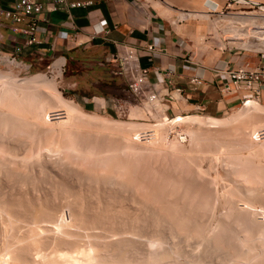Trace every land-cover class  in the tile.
I'll list each match as a JSON object with an SVG mask.
<instances>
[{
    "label": "rangeland",
    "instance_id": "rangeland-1",
    "mask_svg": "<svg viewBox=\"0 0 264 264\" xmlns=\"http://www.w3.org/2000/svg\"><path fill=\"white\" fill-rule=\"evenodd\" d=\"M227 1L231 4L227 6L225 4L223 5L222 2H220V7L218 6V10L221 9L223 12H230L242 9L248 13H252L254 10H258L256 4L252 5L249 0L241 3H238L235 0ZM256 1L258 4H264V0ZM217 14V11L212 12V14L210 15V19H204L197 16H187L182 20L172 21L173 23L175 21V23L182 22L186 23L187 25H193L199 29L201 28L198 36L202 38L203 42L212 47V50L227 51V49H230L233 51H241L245 48L256 54H264V43L251 44L247 42L243 46H237V44L234 43L228 44L229 40H232V37L221 40V38L218 37V30H216L215 26H212L213 24H216L213 21V18L217 17ZM254 22L263 26L251 27L247 25L245 26L244 30H239L238 35L241 37L242 34L250 33V30L252 29L264 30V21H261L260 17L257 16ZM231 35L234 37V33H231ZM4 39L7 41L6 37H0V41H5ZM7 50V48H4L0 45V86H2L4 89H9L14 84L18 85L22 83L21 86L26 87V84L28 85L31 82L34 88H40V90L38 89V91H40L41 94L46 95L48 102L40 103V105L44 107L47 105L46 108H44L43 112V115H45L44 118H35V116L31 114L32 112H30V109H23L25 107H20L17 108V110H12V108L9 109L8 103H0L1 135L6 136V144L7 142H16V139L20 138L17 139V141H23H21L22 144H20L21 142H18V146L20 147L21 145L20 148L25 149L21 150L19 148V150L17 151L18 148H16V154L14 155H9V150L7 151L5 146H3L4 148L0 149V152H3L2 155L5 152L7 154L4 155V157L7 156L5 158L3 156L0 157V161L4 162L5 165L7 164V167L5 165L2 166V168L5 167V169L2 170L3 172L6 170L7 174L10 176L9 177L7 175L10 179H7L9 182L8 183L7 180L4 179L6 176V172H4L5 175L3 176V173H1L2 170L0 171V175L2 174V176H0V179H2V181L0 180V183L4 182L3 184H0L2 185L0 186V192L2 194L6 193L5 196L8 197V195L10 194L17 195L16 193L18 192V195H20L22 193H25V188L29 192H31L33 188V190H35L33 191L34 194L36 192H39L40 195L37 193L36 194L42 196L43 199L44 196L47 197L48 202L51 203L52 199H55L53 200V202L56 204H54L53 202L52 204H49V206L55 207L57 204H60L61 199L59 202V200L57 199H59L60 197L57 196L59 197L57 199L53 198L54 194L52 193L56 192L54 191L55 187L56 189L57 187H59V185L60 187H63L61 185H63V182H65L64 187L67 186V189L70 187L69 191H82L80 193H83L82 195L85 194L84 196L87 197L85 200L88 203H93V208L91 207V203H89L92 211H94V208L96 211L100 208L102 209V212L106 211L107 214H109L111 211L116 210L114 208H117V210L119 211V215L117 213L118 211H113V213L111 212L106 217H110L111 220H113V218L114 220L116 219L117 224H119L120 222L122 223H120L121 226L129 222L128 224L131 223V226L133 227V232L135 235L132 236L134 238V241H132V244L130 243L131 245L129 244L126 252L129 260L132 259L130 260L129 264L133 260V262L136 263L139 261V264L140 262H142V260H147V253H161V251V254H164L165 258L163 257V255V258L158 255V257L156 258V262L154 260L153 263L159 264L163 261L161 264H190V262L191 264H194L195 262V264H206L205 262L208 261L210 264H224V262L225 264H230L229 261H231V264L233 262V264H243L244 262L246 264H264V235H262L263 233L261 232V230L264 229V134H261L262 131H264V97L260 96L258 100H254L261 105V109L263 110L262 112H260L261 114L249 112V114L243 115L241 119L233 121V115L237 114L238 112H243L244 104L239 98V101L227 111H224L220 114H213L216 116L208 115L207 113L199 110L184 112L188 113L185 115H199L203 117L212 116L218 119L221 118L220 120L222 121V124H220L219 126L217 125L215 127H208L202 124L191 122H175L173 126V124L169 125V122L177 116H173L177 113L171 114L168 109H165V102L157 103V105L155 106L150 103L142 104L132 97L130 92L126 89V85L124 83V88L121 91L117 92L114 97H112V99L100 104L98 101H95V98H93L92 100H88L93 95H86L81 98V93L75 90V88L67 86L65 65H61L62 70L61 74L59 75H57V70L52 67V64L54 63L56 58H50L45 54L37 55L35 51L31 50H27L28 52H26L25 50L26 54L17 53L14 50V46L11 52H8ZM11 57H13V59ZM38 73L43 74L46 80L51 81L55 89L59 92L60 96L71 101L80 111V115L85 114L87 115V118L80 117V115H69L65 118L64 111L58 110L59 108L62 109V107H60L59 102L57 104V101H55L52 94H50L51 90H48V88H41V82L37 80H35V82L34 78H32ZM22 80H25V82H22ZM2 82L4 83V85L2 84ZM31 84L30 86L31 88H33ZM34 85H37L38 87H35ZM251 115H253L252 118H250ZM19 116H23V118L21 117L22 119L20 118V120H18ZM15 117L19 122H13L16 121ZM43 120L46 121L44 122ZM4 121L7 123H5ZM21 121L23 124L20 123ZM4 124H7L8 126L10 124L9 128L8 126L5 127ZM153 127H155V129L152 130ZM148 128L149 130H147ZM156 129H158L157 132ZM25 145V148L22 147ZM17 152H19V154ZM23 154L25 155V157H23ZM18 155L20 156V158L17 157ZM27 156L33 157L30 159L27 158ZM2 157L4 160L2 159ZM10 158L12 161H10ZM16 158L17 160L19 159L18 162H21H16ZM23 158L24 160H26L24 164L22 162L23 160H21ZM6 159H8L7 161L9 163H7ZM33 159L34 161H30ZM14 162H16L17 165H19L21 168L20 169L19 166L17 168H14L16 171H18L19 169V174L22 169H24L25 167L26 169L28 168L27 170H22L23 172L27 171V173L25 172L26 174L24 175V173L21 172L23 173V176H20L23 177V180L24 176L25 179L31 178L30 181L25 180L20 181L21 183H19L21 186H25L27 184L28 188L27 186L25 188L22 186V188L19 184H15V182H19L18 179L20 177H18V173H14L16 171L12 169L13 167H15ZM20 163L23 165L22 167ZM25 163H30L31 166L29 164L25 165ZM28 165L30 167H27ZM9 171L11 172L9 173ZM33 174H35V176ZM12 177H16L18 179L15 178L16 180H14L13 178V182V180L11 179ZM31 180H33V182L35 183L37 181V183L35 184L31 182ZM28 181L31 183H29ZM10 182H13L17 186V189L16 186H14L13 183L11 184ZM22 182H25V185L22 184ZM28 183L31 184L32 187L31 185H28ZM89 185H91V187ZM18 186L21 188H18ZM33 186H35L36 189ZM13 188L15 189V191ZM71 188H73V190H71ZM21 189H23L24 192ZM255 190H257L258 192ZM10 191H13V193ZM109 192L115 195L113 197L115 198L113 202L115 206H113V204L111 203V208L110 203H108L109 201L107 199L108 195L106 196V194ZM153 192H155V195ZM257 193H262V195L258 196ZM156 195L158 196L156 197ZM159 195L163 197H160V199ZM96 196L99 197V199ZM256 196L259 198H256ZM70 197L73 199L72 196ZM71 198L70 200H72ZM165 203L174 212L178 211L176 213V217L181 218L183 216L181 220H176L182 221V219L184 220L186 218V220L189 219L188 222H190L191 220V224L188 225L186 221H183L185 226H181L180 228L175 224L176 226L174 227L176 228H173L171 226L173 224L171 223H173L175 220L173 222H170V219L166 217L165 214L161 213L162 210L166 207L164 206ZM229 203L231 204L229 205ZM61 206H63L60 207L62 213L65 210L64 215H68L69 208H67L65 204H62ZM155 206L158 208H156ZM162 206L164 208H162ZM172 206H175V208ZM105 208L106 210H104ZM124 210L126 211L124 212ZM121 212H123V215ZM151 212L153 213L151 214ZM159 212L163 215H160ZM114 213L117 214V216L115 215V217H113ZM143 215L147 217V220L143 219L145 223L139 220V218L143 217ZM153 215H157V217L159 218H157L156 220L154 219L155 217ZM159 215L163 218L165 216V218H168L169 221L167 219H162V217H160ZM121 216H124V219ZM245 216H247V218ZM122 219L126 221H122ZM137 219L139 220V222ZM152 219H154V222L152 221ZM60 221L61 220L59 219L58 222ZM58 222L52 223L49 222V219H45V221L43 219L38 223L39 225L42 224V227L44 226L45 229L47 228L49 232V229H53L56 226L55 224H58ZM167 222H170L169 224L171 225H169ZM23 223L25 225V222ZM196 223H199L198 225H200L201 228V233L200 230L198 231L199 234L197 233L196 229H194V225ZM220 223L221 225L222 223L223 225L225 224L224 226L222 225L225 228V232H223V234L221 235L222 238L220 236H217L214 231L217 224ZM23 228H25V226L22 225L21 229L25 230ZM136 228L137 230H135ZM92 230L90 232V229H87V232L86 228H83L80 230L78 229L77 233L79 234V236H83V234L92 235ZM97 230L99 229H96V231L94 230L95 233L98 232ZM134 230L138 232L135 233ZM139 231H141L140 235ZM48 232L46 231L45 233L47 234ZM89 232L90 234H88ZM213 232L215 235L213 234ZM95 233L93 235H95ZM37 235V237H39L41 234ZM92 236L90 237L92 238ZM154 236L156 241H154ZM215 236L219 237V239ZM207 237L209 241L207 240ZM200 238H204V240ZM220 238L222 239L221 241ZM137 239L138 241L135 242V240ZM157 239H161L160 242ZM84 240H86V237L83 239V242H81V240L79 244H67L70 246H68L69 249L66 248V244L60 245V247L56 246L57 248L55 246L53 247V245L50 246V244H46V246L43 245L40 247V251L42 253L48 254L49 251L54 252L52 251L53 249L55 251L56 249L60 251L61 247L64 248V246L65 248L63 250L68 249L74 251L73 248L77 250L78 248L82 247L81 244L84 243L83 245H85ZM239 241H243V244ZM210 243L213 246H211ZM216 243L220 244L217 245ZM250 243H252V245ZM0 244V246H2L3 248L4 245L2 243ZM245 244H248L250 246ZM155 245L158 248H156ZM130 246H132V248L134 249H132ZM252 246L254 248H252ZM52 247L53 249H51ZM138 247L144 249L143 253ZM2 248L0 247V256L3 254V251L1 250H3L4 248ZM166 248L168 251L164 250ZM148 250L149 252H147ZM45 251H47V253ZM129 251H131L132 253H129ZM239 251L240 255L238 253ZM253 252H255L256 254ZM141 255H145L146 258ZM168 255L171 257H169ZM235 255L238 257V259H236L237 257ZM166 256H168L169 259ZM200 256L201 258H203L201 259ZM143 258H145L146 260H144ZM164 259L166 260V262ZM173 259L175 261H173ZM179 259L181 262L179 261ZM204 259L205 261H203ZM246 259H248V261ZM226 260L228 262H226ZM182 261L184 262L182 263Z\"/></svg>",
    "mask_w": 264,
    "mask_h": 264
},
{
    "label": "crops",
    "instance_id": "crops-1",
    "mask_svg": "<svg viewBox=\"0 0 264 264\" xmlns=\"http://www.w3.org/2000/svg\"><path fill=\"white\" fill-rule=\"evenodd\" d=\"M10 1L0 3L7 5ZM212 1L217 5L231 4L227 0ZM210 6L207 0H91L88 5L68 11H48L46 20L37 28L42 43L36 53L56 60L63 58L67 86L81 93V98L93 95L88 100L95 98L101 104L121 91L125 82L122 74L114 72L117 60L111 56L115 50L112 40H90L88 33L104 24H115L109 37L134 48L133 62L146 67L147 78L157 83L165 109L177 113L173 116L185 115L188 113L184 112L197 110L199 105V111L216 116L213 114L223 113L239 101L237 93L220 90L226 80L223 70L243 63L253 67L264 61V54L247 49L212 50L198 36L201 28L172 21L184 10H206ZM70 23L79 27L72 39L68 38ZM0 37L7 38L0 45L11 52L15 34L0 26ZM148 43L154 48L146 49ZM25 50L29 49L23 48L19 53L26 54ZM193 75H198L201 81H190Z\"/></svg>",
    "mask_w": 264,
    "mask_h": 264
},
{
    "label": "bare ground",
    "instance_id": "bare-ground-1",
    "mask_svg": "<svg viewBox=\"0 0 264 264\" xmlns=\"http://www.w3.org/2000/svg\"><path fill=\"white\" fill-rule=\"evenodd\" d=\"M208 2H210L211 3V6L210 7H208L206 10H198V11H183L181 14H180V16L181 17H187V16H193V17H195V16H197V17H201V18H204V19H210V17H209V15L211 14V12H214V11H217L218 10V6L219 5H217V3H215L214 1H212V0H207ZM220 7V6H219ZM226 18H229V15H224ZM261 17V21L263 20L264 21V15H261L260 16ZM242 20V19H241ZM263 26V25H262ZM262 26H260V27H262ZM229 33H234L235 34V37L232 39L231 37H229V38H231L232 40H229V43L228 44H232V43H234V44H237V46L238 45H244V44H246L247 42L248 43H264V30H257V29H255V30H250V33H245V34H242L241 35V37L240 38H238V33H239V30H236V29H234V30H231V31H229ZM245 49V48H244ZM13 59V58H12ZM63 58H60V59H58V60H56L53 64H52V67L55 69V70H57V75H59V74H61V70H62V68H61V65L63 64ZM32 78H34V81L35 80H37V81H39V82H41V88H48V90H51V92H50V94H52V96L54 97V99H55V101H57V104H58V102H59V104H60V107H62V109H58V110H63L64 111V113H65V118L67 117V116H69V115H74V116H78V115H80V111L77 109V107L71 102V101H69V100H67V99H65V98H63L62 96H60V94H59V92L55 89V87H54V85H53V83L51 82V81H48V80H46L45 78H44V76H43V74H40V73H38V74H36L35 76H33ZM28 81V80H27ZM30 81V80H29ZM22 82H25V80L23 81L22 80ZM36 82V81H35ZM1 84V83H0ZM2 84L4 85V83L2 82ZM26 84V83H25ZM30 84H31V82L27 85L26 84V87H23V86H21L22 85V83L21 84H18V85H13L12 87H10L9 89H4L2 86H0V103H8V105H9V109L10 108H12V110L13 109H16L17 110V108H20V107H25V108H23V109H30V112H32L31 114H33V116H35V118H44L45 117V115H43L44 113V108H46V106L44 107V106H41L40 105V103L41 102H44V103H46V102H48V100H47V97H46V95H44V94H41L40 93V91H38V89L40 90V88H34L33 87V84H31L32 85V87L33 88H31V86H30ZM37 84H38V82H37ZM21 86V87H20ZM28 86V87H27ZM35 86V85H34ZM35 87H38L37 85L35 86ZM49 94V95H50ZM51 96V95H50ZM51 96V97H52ZM52 97V98H53ZM243 104H244V107H243V112H238L237 114H235V115H233L232 116V119H233V121L234 120H238V119H241L242 117H243V115H246V114H249V112L251 113H255V114H258V113H260V112H262L263 110L261 109V105L259 104V103H257V102H255L254 100H247V101H244L243 102ZM7 106V105H6ZM7 110V109H6ZM4 111V110H3ZM56 111V110H55ZM7 113V112H6ZM28 113V112H27ZM16 114V113H15ZM82 114V113H81ZM261 114V113H260ZM18 115V114H17ZM55 115V114H54ZM26 116V115H25ZM32 116V115H31ZM47 116V115H46ZM62 116V115H61ZM12 117H14V116H12ZM11 117V118H12ZM22 118H23V116H21ZM20 116H19V119L18 120H20V118H21ZM80 117H86L87 118V115H85V114H83V115H80ZM94 117V116H93ZM248 117V116H247ZM253 117V115H251V117L250 118H252ZM16 118V117H15ZM21 118V119H22ZM32 118V117H31ZM34 118V117H33ZM55 118H64V117H55ZM92 118V117H91ZM7 119V118H6ZM221 119V118H220ZM220 119H218V118H215V117H212V116H205V117H203V116H199V115H177L176 117H174L172 120H170V122H169V125H172L173 124V126H174V124H175V122H191V123H197V124H202V125H205V126H208V127H215V126H219L220 124H222L221 122V120ZM13 120V119H12ZM17 120V118H16V121H13L14 123L15 122H19ZM24 120V119H23ZM36 120V119H35ZM102 120V119H101ZM259 120V119H258ZM261 120V119H260ZM41 121H42V119H41ZM44 121V120H43ZM46 121V120H45ZM44 121V122H45ZM62 121V120H61ZM103 121V120H102ZM250 121V120H249ZM5 122V121H4ZM11 122V121H10ZM64 122V121H63ZM105 122H107V121H105ZM2 123V122H1ZM5 123H7V122H5ZM20 123H22V121L20 122ZM62 123V122H61ZM109 123V122H108ZM231 123V122H230ZM241 123V122H240ZM242 123H244V122H242ZM23 124V123H22ZM60 124V123H59ZM110 124V123H109ZM180 124V123H179ZM190 124V123H189ZM188 124V125H189ZM257 124V123H256ZM259 124V123H258ZM5 125V127H7L8 125L7 124H4ZM14 125V124H13ZM111 125V124H110ZM119 125V124H118ZM201 125V126H202ZM9 126H10V124H9ZM9 126H8V128H9ZM23 126V125H22ZM116 126H117V124H116ZM128 126V125H127ZM234 126H236V125H234ZM244 126V125H243ZM263 126V125H262ZM115 127V126H114ZM122 127V126H121ZM151 127V126H150ZM172 127V126H171ZM204 128V127H203ZM237 128V127H236ZM243 128V127H242ZM153 129H155V127H153L152 128V130ZM160 129V128H159ZM257 129V128H256ZM140 130V129H139ZM147 130H149V128L147 129ZM150 130H151V128H150ZM264 130V129H263ZM30 131V130H29ZM158 131V129H156V132ZM160 131H162V130H160ZM160 131H159V133H160ZM33 132V131H32ZM35 132V131H34ZM149 132V131H148ZM249 132V131H248ZM3 133V132H2ZM51 133V132H50ZM212 133V132H211ZM226 133V132H225ZM254 134H255V132H254ZM261 134H264V132L263 133H261ZM35 135V134H34ZM44 135V134H43ZM181 136V135H180ZM190 136V135H189ZM214 136V135H213ZM5 137L6 136H3V135H1V133H0V149L1 148H4L3 146H5L6 147V150L8 151V154L9 155H14V154H16V148H18L17 149V151L19 150V148L21 147V145H20V147L18 146V142L19 141H17V139H20V138H17L16 139V142H12V143H9V142H7V144H6V141H5ZM8 137H10V136H8ZM224 137V136H223ZM249 138V137H248ZM8 139V138H7ZM6 139V140H7ZM11 139V138H10ZM90 139V138H89ZM21 141H23V140H20V142ZM25 141V140H24ZM19 142V143H20ZM26 142V141H25ZM24 142V143H25ZM33 143V142H32ZM244 143V142H243ZM20 144H22V142L20 143ZM10 145V146H9ZM22 147H26V145L25 146H22ZM55 147V146H54ZM21 149V148H20ZM21 150H25V149H21ZM263 150V149H262ZM5 151V150H4ZM20 152V151H19ZM19 152H17L18 154H19ZM1 153V152H0ZM3 153V152H2ZM2 153H1V155H0V157L1 156H3L4 157V155L6 154V152L2 155ZM22 153H23V151H22ZM115 153V152H114ZM20 154H21V152H20ZM37 154V153H36ZM7 155V154H6ZM22 155V154H21ZM24 155V154H23ZM51 155V154H50ZM58 155V154H57ZM107 155V154H106ZM31 156V155H30ZM28 157L27 156V158H32V157ZM3 157H2V159H3ZM5 157H7V156H5ZM4 157V158H5ZM11 157V156H10ZM14 157V156H13ZM18 158H20V156L18 155L17 156ZM23 157H25V155L23 156ZM92 157V156H91ZM9 158V157H8ZM15 158V157H14ZM1 159V160H2ZM13 159V158H12ZM48 159V158H47ZM4 160V159H3ZM8 159H6V161H7ZM16 160V162H18V160H17V158L15 159ZM14 160V161H15ZM21 160H23L22 162H23V164H24V162L26 161V160H24V158L23 159H21ZM28 160V159H27ZM86 160V159H85ZM5 161V162H6ZM10 161H12L11 160V158H10ZM29 161V160H28ZM30 161H34V159L33 160H30ZM63 161V160H62ZM254 161V160H253ZM16 162H14V165H15V167H13L12 169H14V168H17L19 165H17V163ZM19 162H21V161H19ZM18 162V163H19ZM41 162V161H40ZM74 162V161H73ZM7 163H9L8 161H7ZM16 163V164H15ZM107 163V162H106ZM124 163V162H123ZM12 164V163H11ZM26 164H29L30 165V163H25V165ZM32 164H34V163H32ZM84 164V163H83ZM3 165H5L4 164V162H2V161H0V171L2 170V169H5V167L4 168H2V166ZM7 165V164H6ZM5 165V166H6ZM13 165V166H14ZM20 165H21V167L23 166L21 163H20ZM25 165H24V167H25ZM27 166V167H30V166ZM35 165H36V163H35ZM190 165V164H189ZM10 166H12V165H10ZM7 167V166H6ZM9 167V166H8ZM23 167V168H24ZM35 167H38V166H35ZM19 168H20V166H19ZM34 168V167H33ZM33 168H31V169H33ZM12 169H11V171H12ZM21 169V168H20ZM25 170H27L26 169V167L24 168ZM24 169H22L23 171H24ZM36 169H38V168H36ZM20 171V174H19V169H18V171H16L15 169H14V171H16V172H14V173H18L17 174V176L18 177H20L19 179L18 178H16V177H12L11 179L13 180V178H14V180H16V179H18V183H16L15 182V184H19V183H21L20 181H27V180H29L30 181V179H25V176H24V180H23V177H21V176H23L22 174L24 173V175L27 173V171H25V172H23V171ZM41 170V169H40ZM11 171H9V173L11 172ZM29 171H30V168H29ZM28 171V172H29ZM4 172H6V170L4 171ZM4 172H3V170H2V172L1 173H3V176L5 175L4 174ZM12 172V173H13ZM21 172H23V173H21ZM36 172V171H35ZM109 172V171H108ZM257 172V171H256ZM13 173V174H14ZM33 173V172H32ZM111 173V172H110ZM30 174H31V171H30ZM46 174V173H45ZM8 174H7V172H6V176H7ZM12 175V174H11ZM21 175V176H20ZM34 176H35V174H33ZM38 175V174H37ZM36 175V176H37ZM48 175V174H47ZM87 175V174H86ZM85 175V176H86ZM112 175V174H111ZM0 176H2V174L0 175ZM5 176V178L4 179H9V177L7 176L6 177ZM15 176V175H14ZM27 176V175H26ZM30 176V175H29ZM40 176V175H39ZM90 176V175H89ZM88 176V177H89ZM120 176V175H119ZM183 176V175H182ZM263 176V175H262ZM31 177V176H30ZM33 177V176H32ZM87 177V176H86ZM92 177V176H91ZM110 177V176H109ZM108 177V178H109ZM16 178V179H15ZM22 178V179H21ZM59 178V177H58ZM64 178V177H63ZM113 178V177H112ZM130 179V178H129ZM1 181H2V179H0ZM10 180V179H9ZM11 180V181H12ZM14 180H13V182H14ZM35 180V179H34ZM43 180V179H42ZM59 180V179H58ZM92 180H93V178H92ZM123 180V179H122ZM28 181V182H29ZM60 181H61V179H60ZM64 181V180H63ZM102 181H103V179H102ZM116 181V180H115ZM250 181H252V180H250ZM7 182H8V180H7ZM12 182V183H13ZM31 182H33V180H31ZM31 182H29V183H31ZM59 182V181H58ZM96 182V181H95ZM216 182V181H215ZM2 184L4 183V182H1ZM0 183V184H1ZM6 183V182H5ZM9 183V182H8ZM11 183V182H10ZM11 183V184H12ZM25 183V182H24ZM23 182H22V184H24ZM28 183V185H31V184H29ZM33 183H35V182H33ZM36 183H37V181H36ZM35 183V184H36ZM49 183V182H48ZM64 183L65 182H63V185H61V186H63V187H60V185H59V187H57V189H56V187L54 188V191H56L55 193H52V194H54L53 195V198H59V199H57V200H59V202H60V199H61V202H62V204L64 205L65 204V206L67 207V208H69V210H68V215H64V211H63V213H62V210H60V207H63V206H61L62 204H61V202H60V204H57L55 207L54 206H49V204H52V202H53V200H55V199H52V202L50 203V202H48V199H47V197H45L44 196V199H43V197L42 196H39L40 194H39V192H36L37 194H39V195H37L36 193L34 194L33 193V191H35V190H33V188H32V190H31V192H29V191H27V189L25 188L26 186H27V184L25 185V186H23L25 189H24V191H25V193H22V194H20V195H18V192L16 193L17 195H13V194H10V195H8V197H6L5 195H6V193L3 195L1 192H0V243H2L4 246H3V248H2V246H0L3 250H1V251H3V254L0 256V264H129V262H130V260H132V259H130L129 260V257H127V249H128V246H129V244L131 243L132 244V241H134V238H133V236L135 235L134 234V232H133V227L131 226V223L130 224H128V223H126V224H124V225H120V220H119V224H117V222H116V219L114 220V218H113V220H111V218L110 217H106L107 215H109L111 212L113 213V211H118L117 210V208H114V209H116V210H113V211H111L110 213H109V210H108V213L109 214H107V212L106 211H101L102 209H100L99 207V209L96 211L95 210V208L93 209L94 211H92V202H89V203H91V207L89 206L90 204L85 200L87 197L86 196H84V195H82L83 193H80V192H82V191H80V192H76V190L75 191H69L70 189V187L67 189L66 187H64L65 185H64ZM116 183V182H115ZM14 183H13V185L14 186H16ZM68 184V183H67ZM66 184V185H67ZM82 184V183H81ZM120 184V183H119ZM159 184V183H158ZM20 185V184H19ZM34 185V184H33ZM38 185V184H37ZM142 185V184H141ZM0 186H2V185H0ZM13 186V187H14ZM21 186V185H20ZM21 186V187H22ZM42 186V185H41ZM56 186H58V185H56ZM69 186V185H68ZM90 187H91V185H89ZM116 186V185H115ZM143 186V185H142ZM3 187H4V185H3ZM7 187V186H6ZM21 187H19L18 186V188H21ZM22 187V188H23ZM31 187H32V185H31ZM35 189H36V187L35 186H33ZM38 187V186H37ZM89 187V188H90ZM100 187V186H99ZM107 187V186H106ZM110 187V186H109ZM128 187V186H127ZM2 188V187H1ZM8 188V187H7ZM27 188H28V186H27ZM105 188V187H104ZM166 188V187H165ZM212 188V187H211ZM9 189V188H8ZM7 189V190H8ZM14 189V188H13ZM12 189V190H13ZM16 189H17V186H16ZM38 189V188H37ZM43 189V188H42ZM56 189V190H55ZM82 189V188H81ZM87 189V188H86ZM109 189V188H108ZM148 189V188H147ZM158 189H159V187H158ZM160 189H162V188H160ZM213 189V188H212ZM6 190V189H5ZM22 191H23V189H21ZM71 190H73V188H71ZM151 190V189H150ZM167 190V189H166ZM9 191V190H8ZM7 191V192H8ZM14 191H15V189H14ZM23 191V192H24ZM27 191V192H26ZM37 191V190H36ZM164 191H165V189H164ZM255 191H257V190H255ZM10 192H12L13 193V191H10ZM9 192V193H10ZM91 192V191H90ZM94 192V191H93ZM115 192V191H114ZM159 192H160V190H159ZM162 192V191H161ZM258 192V191H257ZM101 193V192H100ZM118 193V192H117ZM146 193V192H145ZM144 193V194H145ZM154 193V195H155V192H153ZM158 193V192H157ZM165 193V192H164ZM204 193V192H203ZM43 194V193H42ZM55 194H56V197H55ZM58 194V195H57ZM104 194H106V193H104ZM160 194V193H159ZM175 194V193H174ZM231 194V193H230ZM258 194V193H257ZM12 195V196H11ZM44 195V194H43ZM98 195V194H97ZM108 195V203H110V208H111V203L113 204V202H114V199L115 198H113L115 195H113V193H107L106 194V196ZM113 195V196H112ZM161 195V194H160ZM159 195V198L161 197ZM260 195H262V193L261 194H258V196H260ZM10 196V197H9ZM57 196H59V197H57ZM70 196H72L73 197V199L70 197ZM151 196V195H150ZM158 195H156V197H157ZM249 196V195H248ZM94 197V196H93ZM97 197V196H96ZM155 197V196H154ZM155 197V198H156ZM163 197V196H162ZM161 197V198H162ZM70 198L72 199V200H70ZM98 199H99V197H97ZM96 198V199H97ZM106 198V197H105ZM148 198V197H147ZM152 198V197H151ZM160 198V199H161ZM253 198V197H252ZM251 198V199H252ZM254 198H255V196H254ZM256 198H259V197H257L256 196ZM250 199V200H251ZM262 199V198H261ZM119 200H121V199H119ZM151 200V199H150ZM156 200V199H155ZM164 200V199H163ZM162 200V201H163ZM228 200V199H227ZM89 201V200H88ZM103 201V200H102ZM146 201V200H145ZM152 201H153V199H152ZM157 201H158V199H157ZM236 201V200H235ZM249 201V200H248ZM94 202V201H93ZM100 202V201H99ZM104 202V201H103ZM115 202H116V200H115ZM159 202H161V201H159ZM54 203V202H53ZM96 203V202H95ZM102 203V202H101ZM105 203V202H104ZM144 203V202H143ZM142 203V204H143ZM168 203V202H167ZM54 204H56V203H54ZM53 204V205H54ZM97 204H98V202H97ZM107 204V203H106ZM139 204V203H138ZM146 204H148V203H146ZM159 204V203H158ZM169 204V203H168ZM183 204V203H182ZM231 203H229V205H230ZM121 205V204H120ZM164 205V204H163ZM237 205V204H236ZM100 206V205H99ZM104 206V205H103ZM103 206H102V208H103ZM108 206V205H107ZM106 206V207H107ZM113 206H115V204H113ZM139 206V205H138ZM147 206V205H146ZM164 206H166L165 207V209H161L162 210V212H161V210H160V212L161 213H163V214H165L166 215V217H168L169 219H170V222H173L174 220V222L173 223H171V224H173V225H171V224H169L170 222H167L169 225H171L173 228H176V227H174V226H178V227H180L181 228V226H185L184 225V222L183 221H186L187 223H188V225L189 224H191V220H190V222H188L189 221V219H187L186 220V218L183 220L182 219V221H178V220H181V218H183V216L180 218V217H176L177 216V212H174L171 208H169L167 205H166V203H165V205ZM176 206V205H175ZM175 206H172V207H174L175 208ZM97 207V206H96ZM105 207V206H104ZM126 207V206H125ZM125 207H122V208H125ZM156 207V206H155ZM185 207V206H184ZM233 207V206H232ZM108 208H109V206H108ZM109 208V209H110ZM156 208H158V207H156ZM162 208H164L163 206H162ZM182 208V207H181ZM229 208V207H228ZM227 208V209H228ZM234 208V207H233ZM62 209V208H61ZM137 209V208H136ZM139 209V208H138ZM104 210H106V208L104 209ZM120 210V209H119ZM175 210V209H174ZM61 211V212H60ZM121 211V210H120ZM126 210H124V212H125ZM151 211H152V209H151ZM191 211V210H190ZM213 211V210H212ZM67 212V211H66ZM94 212V213H93ZM157 212V211H156ZM159 212V213H160ZM248 212V211H247ZM118 213V215H119V211L117 212ZM122 213V215H123V212H121ZM120 213V214H121ZM153 212H151V214H152ZM160 213V215H163V214H161ZM193 213V212H192ZM230 213V212H229ZM237 213V212H236ZM144 214H146V213H144ZM156 214V213H155ZM174 214V215H173ZM176 214V215H175ZM114 216L113 217H115V215L117 216V214H113ZM124 215H125V213H124ZM140 215H142V214H140ZM159 215V216H160ZM189 215V214H188ZM196 215V214H195ZM228 215H230V214H228ZM233 215V214H232ZM237 215V214H236ZM111 216V215H110ZM139 216V215H138ZM154 216V215H153ZM68 217V218H67ZM122 217V216H121ZM124 217V216H123ZM122 217V218H123ZM149 217V216H148ZM152 217V216H151ZM155 218L154 219H156L157 220V218H159V217H157V215H155L154 216ZM160 217H162V216H160ZM197 217V216H196ZM246 218H247V216H245ZM110 218V219H109ZM118 218V217H117ZM153 218V217H152ZM168 218H165V216H164V218L162 217V219H167L168 220ZM200 218V217H199ZM226 218V217H225ZM243 218V217H242ZM27 219H29V220H27ZM44 219V221H45V219H49V222H52V223H54V222H58L59 221V219L61 220L60 222H58V224H55L56 226L52 229H49V232H48V229L46 230L45 229V227L43 228L42 227V224H40L39 225V223L38 222H40V221H42ZM68 219V220H67ZM124 219V218H123ZM122 219V221H126V220H123ZM143 219H145V220H147V217L146 216H144L143 215V217H140L139 218V220H141L142 222H144V220ZM149 219V218H148ZM154 219H152V221L154 220ZM176 219H178V220H176ZM191 219V218H190ZM229 219V218H228ZM244 219V218H243ZM132 220V219H131ZM138 220V219H137ZM137 220H135V221H137ZM139 220H138V222H139ZM155 220V221H156ZM217 220V219H216ZM224 220V219H223ZM248 220V219H247ZM46 221H48V220H46ZM118 221V220H117ZM159 221H160V219H159ZM163 221V220H162ZM169 221V220H168ZM195 221V220H194ZM212 221V220H211ZM246 221V220H245ZM23 222H25V225H24V223ZM133 222V221H132ZM137 222V223H138ZM142 222H140V223H142ZM154 222V221H153ZM158 222V221H157ZM164 222V221H163ZM185 222V223H186ZM227 222V221H226ZM251 222V221H250ZM42 223V222H41ZM136 223V222H135ZM145 223V222H144ZM166 223V222H165ZM202 223V222H201ZM209 223V222H208ZM225 223V222H224ZM242 223V222H241ZM122 224V223H121ZM128 224V225H127ZM157 224V223H156ZM176 224V225H175ZM199 223H196L194 226H195V228L194 229H196V231H197V233H198V231L200 230V233H201V228H200V225H198ZM254 224V223H253ZM252 224V225H253ZM22 225L23 226H25V228H23V229H25V230H22L21 229V227H22ZM126 225V226H125ZM135 225V224H134ZM137 225V224H136ZM204 225V224H203ZM222 225H223V223H222ZM221 225V223L220 224H217V226H216V228H215V233L217 234V236H220L221 237V235L223 234V232H225L224 230H225V228L223 227ZM241 225V224H240ZM249 225V224H248ZM247 225V226H248ZM131 226V227H130ZM191 226V225H190ZM208 226V225H207ZM254 226V225H253ZM264 226V225H263ZM52 227V226H51ZM139 227V226H138ZM145 227V226H144ZM168 227H170V226H168ZM178 227H177V229H178ZM202 227V226H201ZM230 227H231V225H230ZM83 228H86V231H87V229H90V232H91V230L92 229H94L95 231H96V229H99V230H97L98 232L97 233H95V231L94 230H92L93 232L91 233L92 235L95 233V235H85V234H83V236H79V234L77 233L78 232V229L80 230V229H83ZM142 228V227H141ZM185 228V227H184ZM210 228V227H209ZM262 228V227H261ZM21 229V230H20ZM171 229V228H170ZM183 229V228H182ZM189 229V228H188ZM193 229V230H194ZM204 229H205V227H204ZM203 229V230H204ZM207 229V228H206ZM227 229H229V228H227ZM251 229V228H250ZM17 230V231H16ZM135 230H137V228L135 229ZM134 230V231H135ZM139 230H140V228H139ZM173 230V229H172ZM181 230V229H180ZM191 230V229H190ZM189 230V231H190ZM254 230V229H253ZM48 232L47 234L45 233V232ZM82 231V230H81ZM80 231V232H81ZM84 231V230H83ZM89 231V230H88ZM87 231V232H88ZM169 231V230H168ZM185 231V230H184ZM206 231V230H205ZM211 231V230H210ZM90 232L88 233V234H90ZM138 232V231H137ZM136 231H135V233H137ZM141 231H139V235L141 234L140 233ZM170 232V231H169ZM193 232V231H192ZM212 232V231H211ZM259 232V231H258ZM261 232L263 233L262 235H264V229L263 230H261ZM143 233V232H142ZM173 233V232H172ZM203 233V232H202ZM245 233V232H244ZM257 233V232H256ZM37 234H41L39 237H37L38 235ZM199 234V233H198ZM213 234H214V232H213ZM252 234V233H251ZM133 235V236H132ZM153 235V234H152ZM215 235V234H214ZM214 235H213V237H214ZM224 235H225V233H224ZM228 235V234H227ZM235 235V234H234ZM241 235V234H240ZM261 235V234H260ZM90 236H92V238L90 237ZM184 236H185V234H184ZM201 236H203V235H201ZM208 236V235H207ZM217 236H215V237H217ZM236 236V235H235ZM86 237V240H84V242H85V245H83V244H81L82 245V247L81 248H78L77 250L75 249V248H73L74 249V251H72V250H68L69 248H68V246L69 245H67V244H70V245H74V244H79V242L81 241V242H83V239ZM146 237H148V236H146ZM224 237V236H223ZM237 237V236H236ZM235 237V238H236ZM242 237V236H241ZM136 238H137V235H136ZM140 238V237H139ZM138 238V239H139ZM157 238H159V237H157ZM205 238V237H204ZM204 238H200V239H202V240H204ZM212 238V237H211ZM218 239H219V237H217ZM222 238V237H221ZM220 238V241L222 240ZM225 238V237H224ZM223 238V239H224ZM230 238V237H229ZM232 238V237H231ZM138 239L137 240H135V242H137L138 241ZM162 239V238H161ZM160 239V240H161ZM206 239V238H205ZM213 239H215V238H213ZM157 240H159V239H157ZM160 240H159V242H160ZM207 240L209 241V239H208V237H207ZM227 240H228V238H227ZM238 240V239H237ZM240 240V239H239ZM243 240V239H242ZM142 241V240H141ZM140 241V242H141ZM154 241H156L155 240V236H154ZM211 241V240H210ZM241 241V240H240ZM239 241V242H240ZM159 242H158V245H159ZM207 242V241H206ZM214 242V241H213ZM243 242V241H242ZM242 242H240V243H242ZM249 242H250V240H249ZM139 243V242H138ZM147 243V242H146ZM208 243V242H207ZM212 243V242H211ZM211 243H210V245H211ZM230 243V242H229ZM255 243V242H254ZM46 244H50V246L51 245H53V247L55 246H58V247H60V245H64V244H66L67 246H66V248H68L67 250L65 249V250H63L64 248H65V246H64V248H62L61 247V249H60V251H58L57 249H56V251L53 249V247L51 248V249H53L52 251H54V252H51V251H49L48 252V254H45V253H42L41 251H40V247L41 246H43V245H45L46 246ZM130 244V245H131ZM145 244V243H144ZM209 244V243H208ZM217 244V243H216ZM220 243H218L217 245H219ZM233 244V243H232ZM243 244V243H242ZM251 245H252V243H250ZM259 244H262V243H259ZM263 244H264V242H263ZM1 245V244H0ZM210 245H209V247H210ZM217 245H215V246H217ZM226 245V244H225ZM224 245V246H225ZM235 245V244H234ZM245 245H248V244H245ZM44 246V247H45ZM47 246H49V245H47ZM135 246H137V245H135ZM140 246V245H139ZM211 246H213V245H211ZM233 246V245H232ZM244 246V245H243ZM242 246V247H243ZM248 246H250V245H248ZM70 247V246H69ZM75 247V246H74ZM131 248H132V246H130ZM134 247V246H133ZM141 247V246H140ZM140 247H138V248H140ZM146 247H147V245H146ZM155 247H156V245H155ZM161 247H162V245H161ZM57 248V247H56ZM138 248H136V249H138ZM142 248H144V247H142ZM156 248H158V247H156ZM155 248V249H156ZM214 248V247H213ZM252 248H254L253 246H252ZM251 248V249H252ZM42 249V248H41ZM59 249V248H58ZM132 249H134V248H132ZM141 249V248H140ZM148 249V248H147ZM160 249V248H159ZM219 249H221V248H219ZM229 249V248H228ZM242 249V248H241ZM247 249V248H246ZM44 250V249H43ZM143 250L144 249H141V251H142V253H143ZM150 250V249H149ZM149 250L147 251V252H149ZM162 250V249H161ZM165 251H168L167 250V248L166 249H164ZM244 250V249H243ZM136 251V250H135ZM151 251V250H150ZM153 251V250H152ZM217 251V250H216ZM227 251V250H226ZM233 251V250H232ZM246 251V250H245ZM46 253H47V251H45ZM131 251H129V253H130ZM146 252V253H147ZM164 252V251H163ZM237 252V251H236ZM132 253V252H131ZM136 253V252H135ZM140 253V252H139ZM146 253H145V255H146ZM161 253H162V251H161ZM160 252L158 253V252H149V254L147 253V258L145 257V255H141V256H144L145 258H143L144 260H146V261H143L142 259V262H140L139 264H155V263H153L154 262V260H155V262H156V258L158 257V255L159 256H161L162 257V255H163V257H164V254H161ZM168 253V252H167ZM171 253V252H170ZM212 253V252H211ZM234 253V252H233ZM239 253V255H240V251L238 252ZM247 253V252H246ZM250 253V252H249ZM253 253H255V252H253ZM245 254V253H244ZM251 254V253H250ZM256 254V253H255ZM129 255V254H128ZM140 255V254H139ZM169 255H171V254H169ZM168 255V256H169ZM229 255V254H228ZM238 255V254H237ZM247 255V254H246ZM260 255V254H259ZM168 256H166L167 258H168ZM174 256V255H173ZM173 256H172V258H173ZM190 256V255H189ZM202 256V255H201ZM201 256H200V258H201ZM236 256V255H235ZM131 257V256H130ZM136 257V256H135ZM160 257V258H161ZM162 257V258H163ZM169 257H171V256H169ZM175 257V256H174ZM199 257V256H198ZM226 257V256H225ZM229 257V256H228ZM237 257V256H236ZM244 257H245V255H244ZM243 257V258H244ZM248 257H249V255H248ZM149 258V259H148ZM165 258V257H164ZM166 258V259H167ZM171 258V259H172ZM203 258V257H202ZM201 258V259H202ZM138 259V258H137ZM169 259V258H168ZM193 259V258H192ZM196 259V258H195ZM194 259V260H195ZM200 259V260H201ZM224 259V258H223ZM230 259H231V256H230ZM236 259H238V257L236 258ZM136 260V259H135ZM152 260V261H151ZM165 260V259H164ZM178 260V259H177ZM187 260V259H186ZM190 260V259H189ZM193 260V261H194ZM247 261H248V259H246ZM257 260V259H256ZM134 261V260H133ZM131 262L130 264H138V262L136 263V262ZM137 261V260H136ZM159 261H160V259H159ZM173 261H175L174 259H173ZM179 261H180V259H179ZM192 261V260H191ZM197 261V260H196ZM199 261V260H198ZM203 261H205V259L203 260ZM233 261H234V259H233ZM163 262V261H162ZM161 262V263H162ZM165 262H166V260H165ZM168 262H170V261H168ZM172 262V261H171ZM178 262V261H177ZM181 262V261H180ZM184 261H182V263H183ZM188 262V261H187ZM202 262V261H201ZM226 262H228L227 260H226ZM230 262V264H231V261H229ZM242 262V261H241ZM244 262V261H243ZM161 263H159V264H161ZM179 263V262H178ZM186 263V262H185ZM196 263V262H195ZM194 263V264H195ZM206 264L208 263V264H210L208 261L207 262H205ZM234 263V262H233ZM232 263V264H233ZM245 263V262H244ZM243 263V264H244ZM249 263V262H248ZM158 264V263H157ZM168 264H170V263H168ZM172 264H174V263H172ZM187 264V263H186ZM190 264H191V262H190ZM193 264V263H192ZM199 264V263H198ZM224 264H225V262H224ZM236 264V263H235ZM239 264V263H238ZM246 264V263H245Z\"/></svg>",
    "mask_w": 264,
    "mask_h": 264
},
{
    "label": "built area",
    "instance_id": "built-area-1",
    "mask_svg": "<svg viewBox=\"0 0 264 264\" xmlns=\"http://www.w3.org/2000/svg\"><path fill=\"white\" fill-rule=\"evenodd\" d=\"M235 1L241 3L246 0ZM249 2L252 5L256 4L258 10H254L253 12L255 13H248L242 9L230 12H223L221 9L217 10V17L213 18L216 24L212 26H215L216 30H218V37L221 40L233 37L229 33L231 30H244L247 25L251 27L262 26L254 21L257 16L264 15V4H258L256 0H249ZM90 3L91 0H11L7 5L0 3V26L8 27L15 34L14 50L17 53L21 52L23 48L38 52V49L41 48L42 39L37 34V28L40 22L46 20L48 11H68L72 7L84 6ZM225 14L229 15V18H226ZM184 18L178 15L175 20ZM69 27L68 38L72 39L79 31V27L74 23H70ZM114 27H116L115 24H104L96 29L94 28L89 31L88 38L90 40L96 38L112 40L115 50L111 53V56L117 60V68L114 72L123 75L126 89L133 98L142 104L157 105V103L162 102L163 97V94L156 88L157 83L147 78L146 67L139 66L133 62L135 59L134 48L126 42L115 41L109 37L108 33ZM238 38H240L239 35ZM145 48L153 49L154 47L148 43L145 44ZM223 72L226 75V80L221 83V91L237 93L242 103L247 100H258L260 98L264 90V61L253 67L247 66L246 63L228 66ZM189 80L195 83L201 81L198 75L189 77ZM176 89L178 90L179 88L176 87ZM195 109L200 110L199 105H196Z\"/></svg>",
    "mask_w": 264,
    "mask_h": 264
}]
</instances>
